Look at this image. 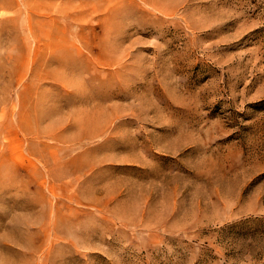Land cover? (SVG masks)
<instances>
[{
	"label": "rangeland",
	"instance_id": "374dc122",
	"mask_svg": "<svg viewBox=\"0 0 264 264\" xmlns=\"http://www.w3.org/2000/svg\"><path fill=\"white\" fill-rule=\"evenodd\" d=\"M38 1L0 0V264H264V0Z\"/></svg>",
	"mask_w": 264,
	"mask_h": 264
},
{
	"label": "crops",
	"instance_id": "0c3cea01",
	"mask_svg": "<svg viewBox=\"0 0 264 264\" xmlns=\"http://www.w3.org/2000/svg\"><path fill=\"white\" fill-rule=\"evenodd\" d=\"M68 1H73V0H41L38 1V3H33V4H28L31 7H42V6H51V7H63V3L68 2ZM66 36V35H63ZM49 38V37H48ZM63 38H67V37H63Z\"/></svg>",
	"mask_w": 264,
	"mask_h": 264
}]
</instances>
